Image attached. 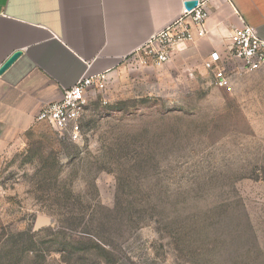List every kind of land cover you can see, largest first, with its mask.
<instances>
[{"label": "rangeland", "instance_id": "1", "mask_svg": "<svg viewBox=\"0 0 264 264\" xmlns=\"http://www.w3.org/2000/svg\"><path fill=\"white\" fill-rule=\"evenodd\" d=\"M140 68L78 141L39 122L0 156V264H264V64L229 94Z\"/></svg>", "mask_w": 264, "mask_h": 264}, {"label": "crops", "instance_id": "2", "mask_svg": "<svg viewBox=\"0 0 264 264\" xmlns=\"http://www.w3.org/2000/svg\"><path fill=\"white\" fill-rule=\"evenodd\" d=\"M185 1L191 0H0V66L20 52L0 74V156L39 123L34 118L43 104L59 100L81 76L109 80L125 70ZM206 9L205 35L174 46L166 74H204V60L225 52L236 27L250 25L264 40V0H206ZM140 67L160 79L151 64ZM240 82L233 77L223 93Z\"/></svg>", "mask_w": 264, "mask_h": 264}, {"label": "built area", "instance_id": "3", "mask_svg": "<svg viewBox=\"0 0 264 264\" xmlns=\"http://www.w3.org/2000/svg\"><path fill=\"white\" fill-rule=\"evenodd\" d=\"M208 15L206 0H196V5L190 9L183 4L179 16L140 46L130 56L132 58L129 63L141 66L151 64L157 69L165 66L174 46L205 35ZM263 64L264 40L250 25L234 28L229 35L225 52H211L203 62L214 84L227 90L233 77L252 72ZM104 80V76H81L72 86L63 90L59 100L43 104L35 121L46 122L59 134L78 141L82 134L81 117L86 93L91 87H102Z\"/></svg>", "mask_w": 264, "mask_h": 264}, {"label": "water", "instance_id": "4", "mask_svg": "<svg viewBox=\"0 0 264 264\" xmlns=\"http://www.w3.org/2000/svg\"><path fill=\"white\" fill-rule=\"evenodd\" d=\"M184 5L187 9L192 8L196 5V0L185 1ZM20 55V52H15L12 54L1 66H0V74L3 73Z\"/></svg>", "mask_w": 264, "mask_h": 264}]
</instances>
